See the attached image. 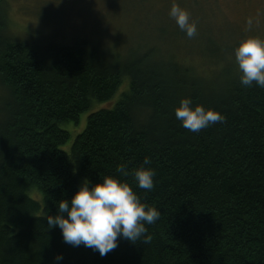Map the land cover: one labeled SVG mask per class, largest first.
Wrapping results in <instances>:
<instances>
[{
    "label": "trees",
    "instance_id": "obj_1",
    "mask_svg": "<svg viewBox=\"0 0 264 264\" xmlns=\"http://www.w3.org/2000/svg\"><path fill=\"white\" fill-rule=\"evenodd\" d=\"M5 2L0 264H264V88L242 86L236 61L224 71L210 65L224 47L204 41L213 43L211 60L199 68L180 55V45L159 49L136 41L123 48L86 35L72 43L19 37L9 28ZM187 2L198 7L197 17L211 5L181 1ZM174 34L186 36L178 25ZM185 96L225 119L198 132L186 129L175 115ZM87 110L85 127L65 149L71 132L62 125L78 124ZM121 163L129 181L141 165L155 170L152 189L134 185L142 201L160 210L146 225L150 242L121 237L101 256L65 243L59 227L47 228V215L57 212L59 200L71 199L81 178L96 183L101 175H120Z\"/></svg>",
    "mask_w": 264,
    "mask_h": 264
},
{
    "label": "rangeland",
    "instance_id": "obj_2",
    "mask_svg": "<svg viewBox=\"0 0 264 264\" xmlns=\"http://www.w3.org/2000/svg\"><path fill=\"white\" fill-rule=\"evenodd\" d=\"M5 1L9 28L19 37L48 36L63 43H72L86 35L102 45L114 43L115 47L121 43L123 48L136 41L149 42L159 49L172 47L178 50L180 45L183 49L180 55L194 61L199 68L209 63L204 58L211 60L206 56L213 43L208 45L204 41L215 40L224 47L226 60L219 62L215 59L224 56L225 51L221 49L214 55L215 60L212 58L210 62L211 66L224 71L235 65L234 50L246 35L264 36V0H209L211 5L202 17L195 16V12H199L195 4H183L182 0ZM174 2L189 11L197 27L195 36H175L177 24L169 15ZM249 19L252 20L251 25L248 24ZM119 95L114 96L115 101ZM89 113L90 110L83 112L78 124L69 121L62 125L71 132L65 149L70 148L77 133L85 127ZM83 178L79 180L78 188Z\"/></svg>",
    "mask_w": 264,
    "mask_h": 264
},
{
    "label": "clouds",
    "instance_id": "obj_3",
    "mask_svg": "<svg viewBox=\"0 0 264 264\" xmlns=\"http://www.w3.org/2000/svg\"><path fill=\"white\" fill-rule=\"evenodd\" d=\"M169 15L188 37L196 35V23L191 20L188 10L174 2ZM248 24H252L251 19ZM234 54L240 84L264 88V36L246 35L236 46ZM175 115L182 126L192 132L225 119L216 108L194 103L191 96L181 98ZM144 163L150 164L148 157ZM116 172L120 175L104 174L96 183L85 176L71 199L59 200L57 212L47 215V228L59 227L65 243L72 246L83 244L99 251L101 256L116 248L121 237L133 243L137 240L150 242L152 236L146 225L155 223L160 210L142 201L134 185L152 189L155 170L141 165L130 173L131 181L122 178L129 175L125 163L118 165ZM62 258V254L55 257L57 261Z\"/></svg>",
    "mask_w": 264,
    "mask_h": 264
}]
</instances>
